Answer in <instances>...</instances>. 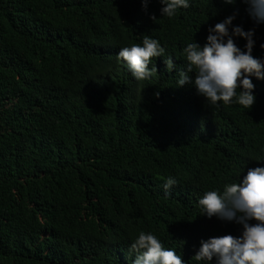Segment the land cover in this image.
<instances>
[{
    "label": "trees",
    "instance_id": "16d2710c",
    "mask_svg": "<svg viewBox=\"0 0 264 264\" xmlns=\"http://www.w3.org/2000/svg\"><path fill=\"white\" fill-rule=\"evenodd\" d=\"M142 2L0 0V264H132L140 231L197 264L202 239L240 234L199 215L197 200L264 167L252 160L264 158V81L252 78L250 109L175 85L183 47L203 46L228 16L254 31L252 55L264 59V24L243 0H189L172 18L160 0ZM145 35L165 55L136 81L116 53Z\"/></svg>",
    "mask_w": 264,
    "mask_h": 264
},
{
    "label": "clouds",
    "instance_id": "9594fccd",
    "mask_svg": "<svg viewBox=\"0 0 264 264\" xmlns=\"http://www.w3.org/2000/svg\"><path fill=\"white\" fill-rule=\"evenodd\" d=\"M233 5L236 0H223ZM246 11L256 24H264V0H243ZM161 17L172 18L180 9L189 8V0H160ZM146 10L148 0H143ZM235 15L208 28L203 46L187 43L182 49L185 65L178 70L176 87L191 84L198 96L214 107L239 105L250 109L255 102L254 77L264 81V59L253 57L254 31L233 25ZM234 38L246 41L242 51ZM264 49V43L260 45ZM165 48L157 39L145 35L140 43L119 48L117 62L125 63L133 79H150L157 71L149 67L152 58L164 57ZM168 72L176 69L173 56L163 59ZM194 73V78L190 74ZM158 97V93L156 94ZM255 161H264L257 157ZM171 176L163 182L165 194L175 186ZM199 215L215 217L241 226L238 236L226 234L201 240L192 259L197 264H264V167L249 168L237 182H226L222 189L207 190L197 200ZM132 264H185L182 255L165 247L152 232L140 231L128 246Z\"/></svg>",
    "mask_w": 264,
    "mask_h": 264
}]
</instances>
